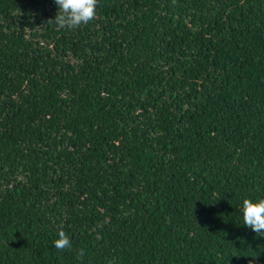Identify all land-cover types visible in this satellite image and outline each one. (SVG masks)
Masks as SVG:
<instances>
[{
    "label": "trees",
    "instance_id": "1",
    "mask_svg": "<svg viewBox=\"0 0 264 264\" xmlns=\"http://www.w3.org/2000/svg\"><path fill=\"white\" fill-rule=\"evenodd\" d=\"M96 11L0 0V264H264V0Z\"/></svg>",
    "mask_w": 264,
    "mask_h": 264
},
{
    "label": "clouds",
    "instance_id": "2",
    "mask_svg": "<svg viewBox=\"0 0 264 264\" xmlns=\"http://www.w3.org/2000/svg\"><path fill=\"white\" fill-rule=\"evenodd\" d=\"M57 12L47 23L55 24L58 28L75 29L87 25L97 15L99 0H54ZM243 225L264 236V198H244L242 201ZM54 247L59 251L71 250L72 242L69 235L61 228L58 238L54 240ZM77 259L83 261L85 252L80 249L76 253ZM251 264V262H250Z\"/></svg>",
    "mask_w": 264,
    "mask_h": 264
}]
</instances>
